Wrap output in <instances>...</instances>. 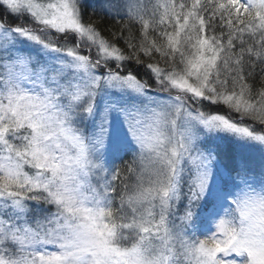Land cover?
Here are the masks:
<instances>
[{"label": "snow or ice", "instance_id": "snow-or-ice-1", "mask_svg": "<svg viewBox=\"0 0 264 264\" xmlns=\"http://www.w3.org/2000/svg\"><path fill=\"white\" fill-rule=\"evenodd\" d=\"M0 264H264V0H0Z\"/></svg>", "mask_w": 264, "mask_h": 264}]
</instances>
